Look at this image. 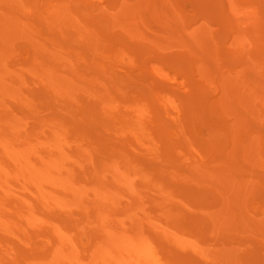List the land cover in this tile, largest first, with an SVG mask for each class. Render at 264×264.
Here are the masks:
<instances>
[{
    "label": "bare ground",
    "instance_id": "obj_1",
    "mask_svg": "<svg viewBox=\"0 0 264 264\" xmlns=\"http://www.w3.org/2000/svg\"><path fill=\"white\" fill-rule=\"evenodd\" d=\"M0 264H264V0H0Z\"/></svg>",
    "mask_w": 264,
    "mask_h": 264
}]
</instances>
